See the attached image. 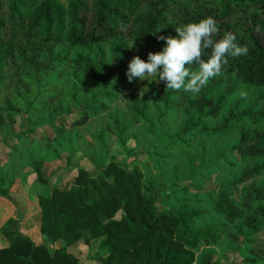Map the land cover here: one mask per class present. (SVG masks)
<instances>
[{"label": "trees", "instance_id": "trees-1", "mask_svg": "<svg viewBox=\"0 0 264 264\" xmlns=\"http://www.w3.org/2000/svg\"><path fill=\"white\" fill-rule=\"evenodd\" d=\"M262 10L264 0H0V79L10 63L28 71L40 68L46 72L66 60L75 70L97 78L106 60L113 69L129 51L148 57L149 51L159 52L164 47L165 42L157 40V35L175 36L176 27L211 16L217 21L219 37L226 32L236 34L237 43L247 45L249 53L229 58L224 80L190 100L187 110L197 113L198 120L187 124V133L181 130L169 135L165 145L185 141L198 127L210 131L202 119L216 116L222 101L237 85L262 89L264 95ZM236 13L248 16L245 20L233 19ZM157 29L161 30L155 33ZM81 84L89 87L84 80ZM177 92L159 83L154 95L163 109L158 116L167 113L170 99ZM139 103L133 98L128 111L149 121ZM252 107L253 114L247 115L251 107L235 105V117L226 115L220 127L212 129L221 134L239 123L236 153L261 159L239 180L264 169V128L257 126L264 118V105ZM98 111V106L89 105L69 124L82 125ZM125 116L112 118L121 132L127 128ZM165 145L158 141L144 154L149 161L158 160L162 154L157 148ZM42 162L31 161L35 174L32 184L47 188V192L37 194L40 231L48 241L60 239L64 245L51 250L18 233L8 246L0 248V264H77L78 258L68 252L67 246L80 239L85 244L98 239V251L107 250L106 254L95 255L99 264H219L214 258L216 248L224 238H230L233 229L235 237L242 236L234 246L240 251L241 263L264 264V255L253 244L264 234V184L245 186L237 197L227 188L210 190L208 204L217 218L197 226L205 209L185 202L159 207L153 192L162 183L152 174L144 175L147 163L143 167L114 160L95 163L98 171L80 168L68 187H49ZM66 168L72 170L73 166L68 164ZM0 194L8 195L2 188Z\"/></svg>", "mask_w": 264, "mask_h": 264}, {"label": "rangeland", "instance_id": "rangeland-1", "mask_svg": "<svg viewBox=\"0 0 264 264\" xmlns=\"http://www.w3.org/2000/svg\"><path fill=\"white\" fill-rule=\"evenodd\" d=\"M247 16L248 13H236L233 19L245 20ZM78 48L86 51V48ZM136 55L145 61L148 59L129 51L123 62L113 69L106 60L103 73L97 78L75 70L69 60L46 72L40 68L28 71L14 63L7 67L8 72L0 79V114L3 118L0 123V174H4L0 187L7 191L6 197L13 204L11 220L15 227L19 228L24 216L22 205L27 203V185L31 183L29 197L37 203V194L47 192V188L40 184H32L35 179L31 167L33 159L43 160L41 170L48 179L49 187H68L80 168L98 171L95 163L99 165L114 160L123 165L138 163L142 167L143 163H147L149 168L143 171L144 175L152 174L162 183L153 192L159 207L185 202L189 206L205 209L206 213L198 220L197 226L217 218L212 205L208 204L210 190L227 188L229 194L237 197L245 186L264 184V169L239 180L243 173L261 161L236 153L240 124L228 126L221 134L212 130L220 127L226 115L235 117V105H247L251 107L247 115L253 114L252 105H264L263 90L237 85L222 101V109L216 116L202 119L211 128L210 131H201L198 127L189 133L185 141L174 140L172 144L165 145L169 135L184 130L188 123L198 120L197 113L187 110L190 100L202 96L211 85L224 80L225 75L210 79L195 95L179 90L170 99L167 113L158 116L163 109V103L156 101L154 95L159 83L153 81L148 84L147 80L135 77L129 82L126 77L128 63ZM82 80L89 87L84 88ZM145 85H148V91L141 95ZM133 98L139 99L149 121L128 111ZM89 105L98 106L95 116L79 126L69 124ZM123 113L127 128L121 132L112 118ZM257 126L264 128V118ZM158 141L165 145L157 148L162 156L149 161L144 152L151 150ZM68 164L73 166L72 170L66 168ZM33 219H37V214ZM228 236L230 238H224L217 246L214 258L219 260V264H242L240 251L234 248L242 236L235 237L234 229ZM42 238L41 243L51 250L64 245L60 239L48 241L43 235ZM257 239L253 244L264 255V234ZM74 244L71 251L68 250L70 245L67 250L78 258L77 264H99L95 255L107 253L106 249L98 251V239L90 244L80 239Z\"/></svg>", "mask_w": 264, "mask_h": 264}, {"label": "clouds", "instance_id": "clouds-1", "mask_svg": "<svg viewBox=\"0 0 264 264\" xmlns=\"http://www.w3.org/2000/svg\"><path fill=\"white\" fill-rule=\"evenodd\" d=\"M160 30L157 29L155 33ZM175 32V36H156L157 40L165 42L164 47L159 52L149 51L147 61L138 55L132 57L126 70L129 82L134 77L147 80L148 84L163 82L166 89L183 90L195 95L210 79L223 75L229 58H239L249 53L247 45L237 43L236 34L226 32L219 37L217 21L211 16L178 26ZM147 91L148 85H145L141 95Z\"/></svg>", "mask_w": 264, "mask_h": 264}, {"label": "crops", "instance_id": "crops-1", "mask_svg": "<svg viewBox=\"0 0 264 264\" xmlns=\"http://www.w3.org/2000/svg\"><path fill=\"white\" fill-rule=\"evenodd\" d=\"M3 165V164H2ZM2 170L0 169V173ZM34 173V172H33ZM35 175V174H34ZM4 174H0V184L3 181ZM5 179V178H4ZM31 184V183H30ZM30 184L25 185L27 194H25L26 204L22 205L23 208V219L21 220V224L18 227H15L12 224L11 217L13 218V204L8 201V198L2 194H0V248L4 246H8L13 238L18 234H27L30 236L35 243L43 242V238L40 232V207L35 199H30ZM2 187H0L1 189ZM31 208L33 209V213L31 212ZM37 219L34 221L33 217L36 216ZM33 215V216H32ZM32 216V217H31ZM17 230V231H16ZM74 245H70L68 250L71 251L74 248Z\"/></svg>", "mask_w": 264, "mask_h": 264}]
</instances>
